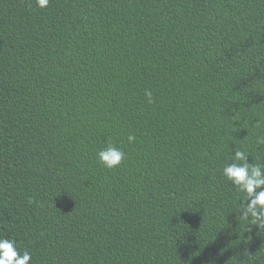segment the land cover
Instances as JSON below:
<instances>
[{
    "label": "trees",
    "instance_id": "trees-1",
    "mask_svg": "<svg viewBox=\"0 0 264 264\" xmlns=\"http://www.w3.org/2000/svg\"><path fill=\"white\" fill-rule=\"evenodd\" d=\"M259 135L264 0H0V236L30 264H264L220 174Z\"/></svg>",
    "mask_w": 264,
    "mask_h": 264
},
{
    "label": "clouds",
    "instance_id": "clouds-1",
    "mask_svg": "<svg viewBox=\"0 0 264 264\" xmlns=\"http://www.w3.org/2000/svg\"><path fill=\"white\" fill-rule=\"evenodd\" d=\"M50 0H35L37 7L46 8ZM145 97L149 104L153 102V94L150 90H145ZM136 136L129 134V143L136 141ZM256 147L264 150V135L256 138ZM96 157L98 162L107 169L119 167L127 158L122 147H118L112 142H107L106 146L100 148ZM251 154L245 149H237L231 156V163H226L220 169L221 176L230 182L236 195V211L240 221L250 229L255 226L264 230V160L257 157L255 162H250ZM252 158V157H251ZM244 255L251 258L247 251ZM32 254L27 250L21 251L17 247L14 239L0 236V264H30Z\"/></svg>",
    "mask_w": 264,
    "mask_h": 264
}]
</instances>
